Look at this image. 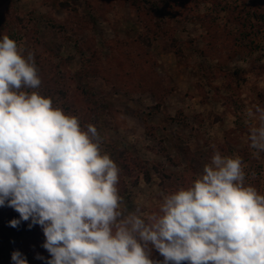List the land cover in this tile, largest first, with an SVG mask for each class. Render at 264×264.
Returning <instances> with one entry per match:
<instances>
[{"label":"rangeland","instance_id":"rangeland-1","mask_svg":"<svg viewBox=\"0 0 264 264\" xmlns=\"http://www.w3.org/2000/svg\"><path fill=\"white\" fill-rule=\"evenodd\" d=\"M3 35L34 54L42 83L29 91L97 128L125 213L158 212L161 194L191 186L216 151L240 157L245 184L264 195L247 115L264 107V0H0ZM19 218L0 207V264L16 250L45 264L41 226H9Z\"/></svg>","mask_w":264,"mask_h":264},{"label":"clouds","instance_id":"clouds-1","mask_svg":"<svg viewBox=\"0 0 264 264\" xmlns=\"http://www.w3.org/2000/svg\"><path fill=\"white\" fill-rule=\"evenodd\" d=\"M34 54L0 37V207L18 228H42L45 264H264V195L245 184L240 157L214 152L187 188L161 194L158 212L125 213L120 169L93 124L38 91ZM247 115L249 147L264 152V107ZM163 260L153 258V251ZM12 264H28L18 250Z\"/></svg>","mask_w":264,"mask_h":264},{"label":"trees","instance_id":"trees-1","mask_svg":"<svg viewBox=\"0 0 264 264\" xmlns=\"http://www.w3.org/2000/svg\"><path fill=\"white\" fill-rule=\"evenodd\" d=\"M151 5H152V4H151ZM151 7H153V9H156V8H155V5H154V6H151ZM153 11H154V10H153ZM164 13H165V11H163V13H162V14L164 15ZM154 253H156V251H155V250L153 251V254H154ZM3 261H4V260H3ZM3 261L1 262V264H3Z\"/></svg>","mask_w":264,"mask_h":264}]
</instances>
